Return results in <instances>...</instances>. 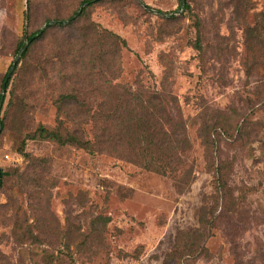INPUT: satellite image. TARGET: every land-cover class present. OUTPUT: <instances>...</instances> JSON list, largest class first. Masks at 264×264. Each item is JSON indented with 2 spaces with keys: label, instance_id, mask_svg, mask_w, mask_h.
<instances>
[{
  "label": "rangeland",
  "instance_id": "obj_1",
  "mask_svg": "<svg viewBox=\"0 0 264 264\" xmlns=\"http://www.w3.org/2000/svg\"><path fill=\"white\" fill-rule=\"evenodd\" d=\"M190 1L202 24L201 56L192 45L196 39L193 22L181 16L177 0L103 2L89 11L101 29L128 44L117 83L141 80L146 88L172 95V100L168 98L171 106L189 122L205 110L208 114L230 108L249 112L248 102L258 104V95L264 93V43L252 40L246 28L254 26L264 0H244L245 6L243 0ZM26 5L27 0H0V79L23 36ZM174 16L175 21L164 20ZM35 18L31 31L45 26L40 16ZM43 84L29 89L32 111L27 122L22 123L16 114L0 136L4 170L25 169L27 163L17 148L26 133L32 134L39 125L56 126V108ZM255 117L264 120V111ZM189 132L193 143L189 160L195 163L196 175L183 192L174 188L172 179L118 161L110 153L92 157L77 148L60 151L39 140L27 143L34 157L49 161L51 182L39 202L50 206L62 226L86 233L95 217L110 219L104 241L100 236L92 255L76 257L77 264H164L178 232L199 227V210L213 192V172L198 126L189 124ZM260 138L263 143L253 144L254 156L248 149L222 146V159L235 156L231 183L237 196L246 197L243 221L235 228L227 221L221 223L207 244V254L195 264H264V132ZM19 196L22 209L29 211L27 196ZM6 198L0 192V202ZM35 249L15 244L10 229L0 228V264H37L40 257L35 256Z\"/></svg>",
  "mask_w": 264,
  "mask_h": 264
},
{
  "label": "trees",
  "instance_id": "obj_2",
  "mask_svg": "<svg viewBox=\"0 0 264 264\" xmlns=\"http://www.w3.org/2000/svg\"><path fill=\"white\" fill-rule=\"evenodd\" d=\"M124 1L27 0L24 32L15 45L14 59L27 42L29 45L7 83L0 112L2 132L14 122L16 114L22 123L27 122L32 111L29 89H39L41 83L51 97L57 118L52 129L39 125L32 134L26 133L17 148L27 163L24 170L9 171L0 166V192L7 197L4 203L0 202V228H9L11 239L22 248L35 246V256L40 257L37 264H77L76 257L92 255L100 236V241H104L102 235L110 219L95 217L86 233L62 226L50 206L39 202L48 194L45 190L51 182L49 161L28 152L29 141L47 142L60 151L81 149L92 157L110 153L118 161L172 179L174 188L183 192L196 175L195 163L189 160L193 148L189 124L197 125L213 172V192L199 210V227L178 232L164 264H195L207 254V244L221 223L227 221L235 228L243 221L246 197L237 196L231 183L235 156L222 159L221 148L248 149L249 155L254 156L253 144L263 143L260 137L264 120L255 116L264 111V93L258 95V104L248 102L249 112L230 108L208 114L205 110L189 122L171 106L172 95L146 88L141 80L117 83L123 72L122 52L128 44L119 35L101 29L89 11L103 2ZM177 1L181 16L193 22L196 39L192 45L201 56L204 49L200 19L190 0ZM137 5L142 8L138 2ZM241 5L245 6L244 0ZM37 16L44 25L55 24L48 25L42 33L41 29L31 31L30 24ZM176 19L174 16L164 20ZM246 32L252 40L264 43V10ZM8 71L0 79V98ZM20 194L27 196L29 211L35 218L22 209Z\"/></svg>",
  "mask_w": 264,
  "mask_h": 264
},
{
  "label": "water",
  "instance_id": "obj_3",
  "mask_svg": "<svg viewBox=\"0 0 264 264\" xmlns=\"http://www.w3.org/2000/svg\"><path fill=\"white\" fill-rule=\"evenodd\" d=\"M83 8H84V6H82V8L80 9L79 13L83 10ZM181 11H182V9L179 10V12H181ZM170 16H172V15H170ZM50 24H55V22H51ZM50 24H46L44 26V28L41 29L40 33H42L47 28V26L50 25ZM28 45H29V42H27L25 44V46L22 48V50L16 55V57H15V59L13 61V64H12L10 70L7 73V76H6L5 81L3 83L2 94H1V98H0V112H1V108H2L4 99H5V96H6L7 83L9 81V79L11 78V76H12V74H13L16 66H17V63H18L19 59L26 52V50L28 48ZM1 132H2V124L0 122V134H1ZM1 182H2V178H1V173H0V186H1Z\"/></svg>",
  "mask_w": 264,
  "mask_h": 264
}]
</instances>
